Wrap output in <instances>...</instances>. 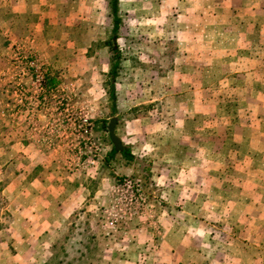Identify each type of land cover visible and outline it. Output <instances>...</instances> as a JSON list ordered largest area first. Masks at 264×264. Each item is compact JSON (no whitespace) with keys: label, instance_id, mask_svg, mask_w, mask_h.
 <instances>
[{"label":"rangeland","instance_id":"374dc122","mask_svg":"<svg viewBox=\"0 0 264 264\" xmlns=\"http://www.w3.org/2000/svg\"><path fill=\"white\" fill-rule=\"evenodd\" d=\"M14 1L39 12V34L43 19L48 28L11 39L10 68L16 45L35 53L69 103L60 115L16 117L42 128L76 170L58 174L71 187L56 190L75 200L23 246L11 192L0 187V264H47L63 247L73 264H264V0H119L116 36L110 0L0 7ZM80 112L101 144L94 165L81 160L67 122ZM114 117L137 160H107Z\"/></svg>","mask_w":264,"mask_h":264},{"label":"crops","instance_id":"0c3cea01","mask_svg":"<svg viewBox=\"0 0 264 264\" xmlns=\"http://www.w3.org/2000/svg\"><path fill=\"white\" fill-rule=\"evenodd\" d=\"M25 5L14 1L13 7H0V187L4 189L3 194L5 195L8 191L11 192L8 198L15 206L14 216L20 221L21 226L16 227L15 234L20 239L24 238V242H20L23 246L26 243L30 244L28 243L29 237L43 235L38 231L43 228L44 224L52 222L50 228L53 229L54 221L61 219L65 214L63 210L65 203L71 204L72 198L75 200L70 191L63 192L66 189L70 190L71 185L62 183L58 175L75 169L66 167L61 159L63 156L58 155L51 147H47L48 137L42 128L35 126L29 129L30 125L28 126L24 117H16L13 106V88H8L6 91L2 80L4 75L12 73L9 49L11 39L27 37L33 33L37 38L38 35H43L48 28V25H43L45 23L43 16H38L37 18L42 17L43 19L42 24H39L42 26L40 28L43 33L39 34L36 29L34 30L33 28H36L39 23L35 25L36 15L34 13L39 12L34 11L32 3L26 2ZM39 40L41 41L40 37ZM38 120L40 121L36 123L43 125L45 117L40 116ZM36 123L33 124L36 125ZM116 156L113 155L111 149L106 158L112 161ZM62 187L64 188L62 192L56 191ZM24 250L32 252L36 249L28 246Z\"/></svg>","mask_w":264,"mask_h":264},{"label":"built area","instance_id":"2783aa9c","mask_svg":"<svg viewBox=\"0 0 264 264\" xmlns=\"http://www.w3.org/2000/svg\"><path fill=\"white\" fill-rule=\"evenodd\" d=\"M42 66L35 53L29 50L20 51V45H16L13 68H11V70H15V76L14 80H10L14 84L12 89L14 113L16 116L25 113L26 119H29L30 122L34 121V117L40 110L49 111L52 116L55 115V112H60L59 115L62 112H69L67 99L58 95L59 85L50 86L48 84V76L51 75L49 70ZM53 104L55 110H52ZM67 122L74 126L73 135L78 143L77 148L78 153L82 156L81 160L84 158L88 164H96L102 149L101 144L95 138L91 119L80 112L77 117L68 118ZM49 130L54 131V127ZM124 186L136 188V191L140 192L139 186L132 181H126ZM140 199H142L141 196Z\"/></svg>","mask_w":264,"mask_h":264},{"label":"trees","instance_id":"16d2710c","mask_svg":"<svg viewBox=\"0 0 264 264\" xmlns=\"http://www.w3.org/2000/svg\"><path fill=\"white\" fill-rule=\"evenodd\" d=\"M111 2V10H112V16H113V33L114 35H118V32L120 30V25H121V18H120V15H119V11H120V7H119V0H110ZM113 57H114V60H115V63H114V67H113V70L111 72L112 76L115 78L116 75H117V70L119 68V61H120V53L118 51V49H113ZM48 84L50 86H57L58 85V81L55 79V77H51V76H48ZM110 97L112 99V101L115 103L116 102V93H115V89H114V86L111 87V90H110ZM115 110V108H114ZM113 144V143H112ZM112 153L113 155H117V154H121L125 159L127 160H131V161H134V160H137L135 155L132 154V151L131 149H129L128 147H124V150L122 152H118L113 144V148H112ZM81 243H84V242H81ZM86 252H90L91 250L86 247ZM62 251V257L60 256H56L54 258V260L57 258V261L53 262L54 260H51L50 262H48L47 264H73L70 259V254L68 253V250L63 247L61 249ZM79 253H81V257L79 259H82L85 257L86 253L83 252V251H80ZM62 258V259H60Z\"/></svg>","mask_w":264,"mask_h":264},{"label":"water","instance_id":"95a60500","mask_svg":"<svg viewBox=\"0 0 264 264\" xmlns=\"http://www.w3.org/2000/svg\"><path fill=\"white\" fill-rule=\"evenodd\" d=\"M116 125H117V118L114 117L109 125V134L112 143L114 144L116 150L118 152H122L124 150V145L122 144V141L119 139V137L116 135Z\"/></svg>","mask_w":264,"mask_h":264}]
</instances>
